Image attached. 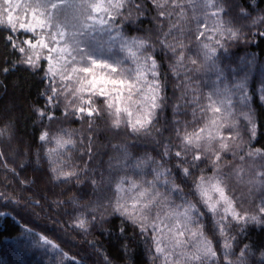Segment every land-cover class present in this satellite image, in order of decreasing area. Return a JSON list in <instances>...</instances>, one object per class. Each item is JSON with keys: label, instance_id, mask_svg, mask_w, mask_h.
I'll return each instance as SVG.
<instances>
[{"label": "trees", "instance_id": "trees-1", "mask_svg": "<svg viewBox=\"0 0 264 264\" xmlns=\"http://www.w3.org/2000/svg\"><path fill=\"white\" fill-rule=\"evenodd\" d=\"M233 3L246 7L253 17L264 10V0H255L254 3L252 0H228L223 6L227 8ZM190 12L189 20L184 22V35L176 30L168 40L173 41V37L183 39L187 46L184 50L186 69H199L190 73L193 78L191 86L201 95L209 89L210 79L203 73V55L195 40L198 24L191 20L193 14ZM239 13L240 8L237 7L227 16L221 14L223 19L233 18L236 27H244L238 41L224 39V47L218 48L215 61L231 84L247 74L250 108L257 131L253 139L251 126L241 113L236 127L222 129L225 137H235L233 143L239 147L234 148L235 154L233 151L223 154L220 174L225 177L228 194L234 197L237 211L241 215H254L264 200V178L259 175L264 172V158L259 157L251 168L244 164L249 150L264 148V104L259 99V90L264 85V36L258 34L264 32V25L252 27L250 19L241 18ZM127 16L125 10L124 15L117 19V26H122L123 35L128 39L139 37L150 41L148 51L153 47L156 49L160 78L166 84L165 106L159 111L149 133H133L126 123L118 129L113 128L112 118L106 111L102 117L94 119L89 131L87 118L81 121L75 116L65 117V106L69 101L63 96L57 98L58 106L47 105V96L42 95L46 89L49 93L51 91L44 76L47 62H42V68L37 70L26 68L19 63L20 54H13L10 47H5L3 37L7 32H0V68H11L7 73L0 70V212L6 214L0 216V264H61L62 259L63 264H75L76 261L81 264H164L162 256L156 258L151 234L147 238L141 236L138 229L113 212L115 189L123 177L153 179L155 164L147 161L142 169H136L135 165L148 157L161 161L164 144L169 141L178 145L176 129H183L187 122L193 120L192 108L183 107L184 89L178 87L185 83L186 69H179V77L173 75L171 65L176 57L170 52L165 55L160 50L156 9L151 0H146L143 13L133 10L131 20ZM196 16L200 23L206 24L201 16ZM167 30L166 21L164 31ZM13 35H19L20 39L31 36L22 32ZM192 59H198V64L192 65ZM6 60L9 61L7 65L4 63ZM94 99L97 107H105L103 97ZM188 99H192L191 93ZM79 104V99H73L68 110ZM177 105H180L178 111ZM37 107H47L54 114V119L45 117L41 120L35 113ZM196 115L198 118L200 113ZM124 119L127 120L126 117ZM176 121L180 122L179 125ZM203 123L201 120L190 125L188 130ZM44 132L49 138L41 141L39 137ZM66 133H73L76 144L60 149L55 141L61 136L67 139ZM89 136L92 137L91 158L88 155ZM176 150L172 147L171 160L161 162L173 169V176L168 179L171 181L175 177V183L182 187L184 193L190 192L193 178L201 174V169L205 170L206 176L213 175L210 161L205 160L192 176L184 177L175 168ZM242 156L246 158L244 162ZM188 159L191 160V156ZM53 168L58 171L53 172ZM72 170L79 172V179L66 180L60 175L61 171ZM160 191H165V188L160 187ZM186 198L193 199L190 195ZM170 199L177 205L181 204L179 194H173ZM205 212L207 214L201 217L200 223L205 237L212 240L217 251L212 264H226V239L232 244L228 259L233 264L241 259V250L245 252L243 264H264V224H237L228 217L231 222H225L226 231L221 235L217 221L223 216L222 207L217 215L206 209ZM81 219L85 221V228L76 226ZM121 228H124L123 233ZM40 235L52 240L58 248L43 244ZM245 245L248 246L246 249ZM64 253L69 258H63Z\"/></svg>", "mask_w": 264, "mask_h": 264}, {"label": "snow or ice", "instance_id": "snow-or-ice-1", "mask_svg": "<svg viewBox=\"0 0 264 264\" xmlns=\"http://www.w3.org/2000/svg\"><path fill=\"white\" fill-rule=\"evenodd\" d=\"M254 2L255 0H252V3ZM145 3L146 0H0V32H7L3 37L5 47H10L13 54L18 52L21 56L19 63L24 64L26 68L37 70L42 68V62H47L48 67L44 76L51 91L49 93L46 89L42 93L47 96V105L58 106L56 103L58 97L63 96L68 100L71 96L73 99H79L80 104L69 111V105L73 103L69 100L65 106V117L75 116L81 121L87 118L89 131L92 129L94 119L102 117L106 111L112 118L113 128L118 129L126 123L133 133H149L166 101V84L160 78L156 49L153 47L150 52L148 51L151 45L147 39L139 37L127 39L123 35L122 26L116 24L125 10L128 12L129 20L133 10L143 13ZM227 3L228 0H202V4L198 6V0H151L152 6L156 9L160 50L165 55L170 52L176 57L175 63L171 65L173 75L179 77V69H186L184 50L187 46L183 39L173 37V41H169L168 37L176 30L180 31L181 36L184 35V22L189 20V11L193 14L191 20L198 24L196 43L205 63H210L213 67L218 48L224 47V39L238 41L244 27H236L233 18L223 19L221 14L227 16L234 8L239 7L240 17L250 19L252 27L264 25V10H261L260 15L253 17L241 4L233 3L226 8L223 5ZM208 9L215 11L209 13ZM198 10L203 13L205 19L209 16L217 18V23L210 30L206 24L200 23L199 17L196 16ZM166 21L168 30L164 31ZM18 32L30 33L31 36L20 39L19 35H13ZM206 32L210 34L206 36ZM258 34L264 36V32ZM117 46L122 55H117L113 51ZM198 62V59L191 60L194 66ZM4 63L7 65L9 61L6 60ZM0 70L7 73L11 68L4 66ZM198 70L186 69L185 83L178 85L184 89L183 107L192 108L193 120L187 122L183 129L177 127L176 138L179 144L172 145L171 141L164 144L161 161L171 160V148L176 147L175 168L182 172L184 177L192 176L193 171L199 169L205 160L210 161L213 175L206 176L205 170L201 169V174L193 178L190 192L184 193L182 187L175 183V177L171 181L168 179L173 176V169L165 167L161 161L148 157L147 160L138 161L135 168L142 169L147 161H151L155 164L152 170L153 179L135 180L123 177L115 189L117 195L113 212L124 217L139 230L141 236L147 238L151 234L157 253L156 258L162 256L164 264H212L216 260L217 251L212 240L205 237L203 225L200 223L201 217L207 214L205 209L217 215L222 207L223 216L217 221L221 235L226 231L225 222L264 224V200L261 201L257 214L241 215L235 206L234 197L228 194L225 177L220 174L223 154L229 151L235 154L234 148L239 147L233 143L235 137L231 135L225 137L222 133L210 130L215 127H236V113L233 111L236 105L233 103V97L238 95L242 109H248L242 111L241 115L251 126L250 132L253 139L255 138L257 128L250 108L248 76L245 74L231 86L225 87L224 91L227 94L225 103V100L214 99L213 96L216 94L201 97L191 86L193 78L190 73ZM216 71L219 79L223 69L217 68ZM86 92L88 97L85 100L83 94ZM259 92V99L264 103V85ZM189 93L192 99H188ZM94 97L104 98L103 109L96 106ZM202 99H206L208 103H202ZM179 107L180 105H177V111ZM197 112L200 113L198 118ZM35 113L41 120L45 117L49 120L54 119V114L50 113L47 107H37ZM201 120L204 121L202 126L188 130L190 125L198 124ZM176 123L179 125L180 122ZM65 135L67 139L63 136L56 139L58 148L64 149L68 145L74 147L76 141L72 138L73 133ZM48 138L47 132L39 137L41 141ZM91 140L92 137L89 136V158L92 156ZM247 155L252 158H264V148H256ZM189 156L191 160L188 159ZM56 171L58 169L53 168V172ZM60 175L66 180L73 177L79 179V172L76 170L61 171ZM259 175L264 178V172ZM95 183L93 180L94 185ZM125 184L128 185L127 188L124 187ZM169 185L171 187H168ZM160 187H164L165 191H160ZM173 194L180 195L181 204L177 205L170 199ZM189 195L193 199H187ZM3 215L6 214L0 212V216ZM228 217H231V221L227 220ZM76 226L85 228V221L79 220ZM120 231L123 233L124 228ZM39 239L43 244L58 248V245L44 235H40ZM231 247L232 244L226 239L224 243L226 264H233L228 259V250ZM247 247L245 245V249ZM244 255V250H241V259L236 264H243ZM63 258H69L68 254L64 253ZM75 264L81 262L76 261Z\"/></svg>", "mask_w": 264, "mask_h": 264}, {"label": "rangeland", "instance_id": "rangeland-1", "mask_svg": "<svg viewBox=\"0 0 264 264\" xmlns=\"http://www.w3.org/2000/svg\"><path fill=\"white\" fill-rule=\"evenodd\" d=\"M202 4V0H198V6ZM212 11H215V9H208V12L211 13ZM192 13V12H190ZM21 15H23V13H21ZM196 15H199L203 18V22L205 21L206 22V26H207V29H211L213 27V25L216 23V20L217 18L215 17H211L209 16L207 19H205L203 13L201 11H197L196 12ZM17 27H19V25H17ZM201 30H204V29H201ZM210 34L209 32H206V36ZM125 37V36H124ZM105 39H107V37H105ZM128 39V38H127ZM202 39H205V38H202ZM131 40V39H129ZM114 52H116L117 55H122L121 53H119V48L118 46L116 48L113 49ZM128 66V65H126ZM48 67V65H47ZM202 68H203V73L204 75L210 79V81L208 82L209 83V89L206 90L201 94L202 97H207L209 94H216L213 96L214 99H216L217 101L219 100H225V96L227 95L224 91L225 87L226 86H231L232 82H230L226 76L224 75V73L220 76V78L218 79L217 78V71L216 69L217 68H220V66L217 64V62L215 61V67L211 66L210 63H205L204 61V57H203V60H202ZM47 69V68H46ZM151 78V77H150ZM236 82V80H235ZM73 87H76V85H73ZM84 98L87 99L88 97V93H84ZM135 99V97H134ZM69 100H72L73 101V97L69 96L68 98V101ZM202 103L204 104H207L208 101L206 99H202L201 101ZM225 103H226V100H225ZM233 103L236 105L235 109H233V111H235L236 113V120H237V123L236 125L238 124L239 122V116H240V113L242 112L241 109H242V106L240 104V98L239 96H235L233 97ZM264 104V103H263ZM124 117L127 118V116L125 115ZM209 117H211V114H209ZM219 120V118H217ZM226 123H232V121H225ZM227 127H215V128H211L210 130L214 133H222V129H225ZM205 135H207V132L205 133ZM249 150V149H248ZM255 150V149H254ZM252 150V151H254ZM250 151V150H249ZM246 158H244L242 161L244 162ZM259 159V157H255V158H252V157H247L246 161H245V167L246 168H251L254 166V163ZM238 169V168H237ZM215 195V194H214Z\"/></svg>", "mask_w": 264, "mask_h": 264}]
</instances>
